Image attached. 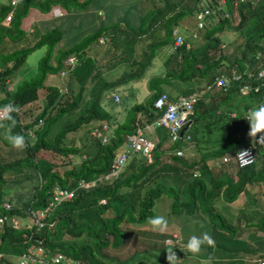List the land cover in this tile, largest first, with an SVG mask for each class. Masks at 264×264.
I'll list each match as a JSON object with an SVG mask.
<instances>
[{
    "label": "trees",
    "instance_id": "trees-1",
    "mask_svg": "<svg viewBox=\"0 0 264 264\" xmlns=\"http://www.w3.org/2000/svg\"><path fill=\"white\" fill-rule=\"evenodd\" d=\"M99 1L106 0H21L14 7L8 25L4 24L5 20L2 21V18L11 5L3 4L0 7V66H4L0 70L1 90L7 88L5 77L21 65L34 48L42 44L47 45L45 53L37 61L34 73L24 77L17 86H13L12 91L7 88L9 91H6L0 99V106L12 103L19 109L18 113H13L17 124L12 131L24 134L27 141V146L21 150L22 156L0 163V199L10 200L13 204L7 210L0 207L1 211L7 213V219L0 226V264H19V256L28 248L38 245L44 247L47 260L50 252L66 253V259L58 264H70L74 259H79L80 264H84V261L89 264H118V259L113 261L108 259L107 247L125 246L130 236L128 228L124 227L123 223L143 222L146 218L153 217L155 199L163 198L164 194L172 196L171 211L175 214L182 210L195 213L200 209L206 213L208 207L211 209L208 213L210 222H206L207 229L210 228V232L217 236L216 242L219 245L224 239L232 242V249H228V255L219 256L214 261L215 264H222L220 262L222 259L227 260L225 264H256L255 258L259 257V254L264 257V253H257L258 250H255L253 258L243 262L244 255L241 253L246 251L234 250L233 244L235 240L237 243L246 242L242 239L244 237L242 235L251 226L255 228L252 230L254 232L264 231V212L254 209L255 214H250L247 208H241L240 212L243 211L244 214L232 220L224 215L223 211L222 213L217 211L215 203L219 198L233 202L241 192H247L246 187L254 182L262 186V192L259 190L250 192L246 197V203L253 205L264 195V157H262L264 152L258 153V156L256 154L255 160L246 166L238 167L233 161L234 153L242 145L252 143V139L247 134L249 124L244 118L248 104H251L249 101L252 102L251 107L254 102L257 103L254 106L264 102L262 99L264 79L256 77L259 65L264 66V0H222V2L193 0L191 7H186V3L183 4L184 1L189 0H131L119 19L118 17L113 19L114 11H107L104 16L108 20L105 21L106 23L102 20L79 43L74 41L67 48L58 42L69 30L60 26L49 28L33 45L10 47L11 43L16 44L22 39L24 28L21 20L31 6L46 11L51 4H60L68 11L73 9L87 11L96 9L97 4V7H102ZM114 1L112 9L117 6L121 10L120 4H117L118 0ZM107 2L110 3L111 0ZM216 2L222 4V9L211 17L203 19L202 27L196 29L200 42L186 47L184 41L172 48L175 39L172 30L180 28L186 32L181 20L203 7H214ZM235 2L237 5L234 4ZM140 4L141 12L138 11ZM91 5L94 7L91 8ZM244 8L248 14L253 13L258 17L255 30L245 37L240 31L247 19L243 13ZM105 10L103 9V15ZM237 17L239 21L234 22ZM163 27L164 35L159 37ZM233 31H239L241 34L233 35ZM227 34L243 40L238 41L237 45L234 44L235 40L225 44L223 36ZM5 35L12 39L11 43H7ZM100 36L108 37L111 44L103 55L104 59L95 65L94 57L88 55V46L98 44ZM150 37L151 40L142 45L143 51L138 53L137 45L144 43ZM152 40L154 42L149 43ZM56 46L59 48L54 52ZM165 47L169 50L165 54L163 71L152 76L148 81V89L151 92L149 98L145 102H134L125 106L120 102L118 105L122 92L120 86L130 80L138 79L156 52ZM146 49L149 53L145 52ZM227 50L228 52L224 53ZM258 52L260 53L257 57ZM99 54L100 51L95 52V55ZM67 55L77 57L78 64L71 72L78 83L77 90H73L68 84H65L66 92L58 84L48 85L44 99L39 102L38 89L44 86L48 73L59 72ZM122 64L125 68L119 73L118 79L108 80L105 77V71ZM223 64L227 66L222 68ZM232 69L241 72L243 76L238 79L231 78L225 88L212 85L209 91L213 99L218 101L230 99L234 102L233 105L226 103L224 104L226 107L222 109V104L208 102L205 100L206 97H202L194 107L195 114H191L193 122L189 129L187 128L188 143L183 144L178 139L172 141L167 128L157 125L159 139H151L155 142L151 161L139 153L132 152L119 177L112 184L78 189L72 198H67L57 205L48 217L50 220H55L52 227L45 225L37 231L32 223L13 226V216L20 215L31 220L30 208L35 210L45 208L54 185L73 189L80 178L91 179L97 174L106 172L112 158L120 152L130 153L132 150L127 147L126 134L133 132L137 123H144L142 118L139 120L141 115L138 114L146 115L147 121L161 115L162 110L154 108L153 102L166 87L169 90L168 94L172 93L171 96L173 93L188 94L194 88H200L198 84L201 81L196 84L195 79L204 78L210 81L220 72L231 77L234 73ZM250 70H253L251 76L247 74ZM241 83L250 86L245 93L239 90ZM257 85L261 86L255 90ZM110 87H115L111 96L119 116L113 115L114 111L112 113L102 107L103 98L109 94ZM89 94L91 99L87 100L86 95ZM9 99L11 101H8ZM29 102H34L37 110L31 121L22 123L20 109ZM241 104L244 108L240 110L238 107H241ZM117 106L121 108L117 109ZM79 108H82L80 113ZM235 109L238 110L236 114H231ZM63 116L66 118L62 127L56 130L52 139L47 138L53 124ZM208 116L213 120L208 119ZM39 119H42L41 124H38ZM222 127H227L226 131L222 130ZM28 128L34 129L33 137L27 135ZM211 132L223 133L218 137L220 143L218 148L203 152L199 159L177 154V148L188 146L196 141L198 135L203 138ZM75 137L81 140L79 144L76 139L74 140ZM3 141L11 152L14 148L5 138ZM166 142L167 144L164 145ZM254 144L256 153L264 147V144ZM41 148L57 153L61 159L58 160L60 163L37 158V152ZM224 156L229 157L228 161L223 159ZM71 157L73 159H70ZM76 158L80 161L74 163ZM231 160L237 166L236 178L229 175L227 167H216L220 164L233 165L230 164ZM72 161V166L65 167L62 173L54 168V166L68 165ZM196 169L200 172L198 176L194 175ZM5 172L14 173L16 176L22 174L21 177L14 179L16 181L14 185L24 186L25 181L32 183L33 188L28 199L22 201L20 194L17 200L20 204H15L13 197L4 193V188L9 187ZM36 176L38 181L34 183ZM182 182H186V187L182 191L187 196L185 200L179 202L182 198L179 195L181 190L173 191L175 188L171 185ZM100 197H106L107 201L99 203ZM218 250L225 252V249ZM135 252L136 250L123 256L122 264H126L128 259H147L145 256H133ZM155 255L158 256L156 252ZM12 258L17 260L13 261ZM43 263L37 261L28 264ZM135 264L148 263L140 261Z\"/></svg>",
    "mask_w": 264,
    "mask_h": 264
},
{
    "label": "rangeland",
    "instance_id": "rangeland-1",
    "mask_svg": "<svg viewBox=\"0 0 264 264\" xmlns=\"http://www.w3.org/2000/svg\"><path fill=\"white\" fill-rule=\"evenodd\" d=\"M131 0H118L117 4H120L119 7L121 9V11H118V14L113 18L116 19L123 14L124 10L126 9V5L129 6ZM188 2V3H187ZM193 0H189V1H184L183 4L186 3V7H191L193 4ZM114 0H111V2L109 3V6L111 5V7H114ZM124 3V6H123ZM98 6V4H97ZM96 6V7H97ZM103 9L105 7V5H102ZM116 6V5H115ZM94 7V5H91V8ZM125 7V8H124ZM103 9H90V10H84V9H74L73 12L72 10H69L70 13L72 12L75 16H71V14L66 13L63 16H58L55 19H53L52 15L50 14L48 16V20L52 19V22L45 25L43 30H47L49 28H51L54 25L60 26L62 29L65 30H69V32L67 33L66 36H64L59 42L58 44L64 46V47H69L74 41H77L78 43L80 42V40H82L86 34L92 32L96 27L97 24H100L102 22V20L105 19L103 12L101 10ZM97 11H100L98 14V18L97 17ZM138 11H142V5H139V9ZM86 13V14H85ZM243 13L246 15V20H245V24L243 26H241L240 31L241 33L247 36L249 33L253 32L255 30V24L258 21V17L253 14L250 13L248 14L245 10V8L243 9ZM75 18V20H74ZM95 19V20H94ZM239 21V17H237L236 20H234V22ZM74 22L76 23V25L74 24ZM182 25L186 30L191 29L192 27L195 26V17H193V14L187 17H184L182 20ZM106 23V22H105ZM37 29V27H35ZM164 30L165 28H162V31L160 32V36L162 37L164 35ZM180 31L182 33L185 32L184 29H180ZM233 35H238L241 34L239 31L235 32L233 31ZM32 33H34V31H29L28 34H24L27 36H22V39H20L16 44H10V47L13 48L15 46H20V45H33V43L35 42V36L32 35ZM238 33V34H237ZM187 35H190V31H186ZM201 36V35H200ZM224 40L223 41L225 44H227L226 42L232 40L234 42L235 45H237V42H241L243 40V38H241L240 40L237 39V37L232 36L230 34H227L226 36H223ZM151 40V37L148 38L144 43L141 42L139 45H137V52L139 53L142 50V45H144L147 41ZM227 40V41H226ZM7 43L9 42L8 40H6ZM154 41H150L149 43H153ZM199 43V38L193 39L192 43ZM6 43V44H7ZM111 41L109 40L108 37H106L105 43H101V44H91L88 46V55L95 58V65L99 64L100 61H102L104 59L105 52L106 49L108 47H110ZM226 46V45H225ZM224 46V47H225ZM47 49V45L46 44H42L41 46H38L36 48H34V50H32L27 56L26 59L24 60V62L19 65L18 67L14 68L12 70V80L11 83L14 86H17L18 81H20L23 77H29L30 75H32L35 71L36 68V64L37 61L39 59V57H41L45 51ZM105 49V50H104ZM169 50V48H164L161 49L160 51L156 52L155 56L152 57L150 63L143 69V72L141 74V76L136 79V80H130L127 83H123L120 87V89H122L121 92V96H120V101L117 103L118 105L120 104V102H122L123 106H125L126 104H131L134 102H141L144 99H146L148 96H150V91L148 89V81L152 76H156L160 70L163 69V61L165 59V54L167 53V51ZM100 51V54L98 56L95 55V52ZM143 51V50H142ZM146 53H149V50L146 49L145 50ZM144 52V53H145ZM227 51H224V53H227ZM101 56H103V58L100 60ZM144 57V56H143ZM143 57L141 59H143ZM9 65V64H6ZM224 66H227L226 64L222 65V68ZM0 70L3 69L4 66H0ZM76 67V66H75ZM125 68V65L122 64L120 65V67L115 68V73L110 74V71L105 72V77L108 80H114L118 77V72L119 70ZM68 75V74H67ZM74 79V80H73ZM75 77L72 76L71 74L68 76H64L63 78L56 72V73H48L45 81H44V86L38 89V101H42L44 99V95L47 93L48 91V85H53V84H58L61 87L64 86V84H68L70 86V88H72L73 90H77L78 88V83L75 82ZM197 82L196 84L201 81V83L203 81H205L206 79H195ZM10 84V82H7V86ZM128 87V88H127ZM127 88V89H126ZM168 87H166L165 89H167ZM113 90H115V87H110L109 88V94H107L104 98H103V103H102V107L111 111L113 113V115H117L118 111L115 109L114 107V103L112 100V96L111 93L113 92ZM3 93L2 95H0V99L3 98V95H5L6 91H9L6 89L2 90ZM12 91V89H11ZM167 91H169L167 89ZM89 93V92H87ZM87 100L91 99L90 94L86 95ZM203 97H207V101L209 99H213L212 98V94L210 92H205L203 94ZM132 100V101H131ZM8 101H11V99H9ZM213 103V102H212ZM218 103L222 104V109L226 107V103H231L233 105L234 102H232L230 99H224V100H219ZM89 104V103H88ZM254 106V105H253ZM121 107L117 106V109H120ZM34 109V110H33ZM33 110V111H32ZM36 106L34 102H29L23 106H21L20 109V116L21 118V122L24 123L26 121H31V119L34 117L35 113H36ZM241 110V109H240ZM80 111H82V108H79L78 112L80 113ZM77 112V113H78ZM141 114H138V116H140ZM66 116L61 117L55 124H53V127H51V131L50 133L47 135V138L52 139L54 133L56 132V130L58 128L62 127V123L65 120ZM141 119V118H140ZM145 121V126L148 123L146 120ZM222 123V122H221ZM221 123L219 124V126H221ZM223 124V123H222ZM224 131H226L227 127H222ZM218 129H220L218 127ZM4 129H0V163L2 162H6V161H10L11 159H13L14 157H20L23 155V152L21 150L18 149H13L11 152L8 151L9 150V146H7L5 144V142L3 141L4 139ZM223 133L221 132H216L213 136L218 135V137L220 135H222ZM146 135H149L150 137H147ZM145 138H149V139H154L157 140L159 139V131L158 129L154 128H144V135ZM76 139V142L79 144L80 143V139L79 137H75L74 140ZM168 140V139H167ZM167 142L164 144L166 145ZM247 144V143H245ZM264 152V147L263 149H259L257 150V156L261 153ZM259 153V154H258ZM264 157V156H262ZM261 157V158H262ZM37 158H46L50 161H52L53 163H58L60 156L55 153L52 152L48 149H44L41 148L38 152H37ZM70 159H73L72 157ZM61 160V159H60ZM79 158L74 159V163L79 162ZM60 163V162H59ZM233 161H230V164H232ZM73 161L70 162L68 165H61V166H54L55 169H57L60 173H62L65 169V167L67 166H72ZM216 167L218 168H225L227 167V169L229 170V175L232 176L233 178L237 177L235 168L237 167L236 165H225V164H220V165H216ZM126 169V166H125ZM5 178L8 181V186L9 187H5L4 188V193L5 194H9L11 195L13 198V202L19 203V201L17 202L19 195L22 194V198L21 200L23 201L24 199H28V197L31 194V189L33 188L32 183L25 181V185L24 186H20V185H14V183H16V181L14 180L15 178H19L22 176V174L16 176V174L14 173H9V172H5ZM22 173V172H21ZM14 181V182H13ZM38 181L37 176L34 179V183H36ZM263 183V182H261ZM174 186L175 189H173V191L176 190H181V192H183L182 190L185 189L186 187V182H182V183H173L171 185V187ZM255 187L257 190H259L260 192H262V186H260V184L258 182H254L253 184H250L249 187ZM173 191L171 194H173ZM185 193V192H183ZM175 194V193H174ZM165 197L164 199L162 198H158L155 199V204H154V217L157 216V214H160L162 217H164L167 220V228L166 230H175V231H179V234L176 233H171L172 231H164L163 233H161L160 231H156L153 230L152 226L150 225V223L148 222L149 218H146L143 222H136V223H129V222H125L123 223L124 227L128 228V235L130 236V240L125 244V246H122L121 248L119 247H113V246H108L107 247V254H108V259L113 261L118 259V264H122V259L123 256H125L128 253H131L134 250H139V246L141 248L146 247L149 248V250L146 251H137L133 254V256H145L147 259L145 258H133V259H128L126 261V264H135V263H139L140 261L143 262H147L148 264H168V261L166 259V255H167V250L166 248L170 247L167 246L163 243L164 239L166 238V240L169 242L171 236H167L164 238L165 235L169 234V235H178L181 236L183 238V236L185 238H187L189 240V238L192 235H196V236H201L204 232H208L211 237L214 239L215 241V245L214 246H205L202 247L201 251L199 254H192L190 252L185 253L182 249L186 248V244H182V243H177L176 245H174V247L178 250H175L176 254L179 256V260H178V264H214V260L222 257V256H227L229 253L228 249H232V242L231 240H225L219 245L216 240H217V236L215 234H212L210 232V228L209 230L207 229V225L206 222H210V220L208 219V213L211 212V209L208 207L207 212L205 213L203 210H199L197 212L190 213L187 212L185 210L180 211L182 214H178V212L176 213L175 217H170V218H166L168 217V215L172 212V201H170V198L168 196H163ZM260 199V198H259ZM258 199V200H259ZM185 199H181L180 201H183ZM226 202V200H224L223 198H219L216 200L215 206L217 208V211H220L222 213V210H220L221 208V202ZM20 204V203H19ZM178 208V207H177ZM239 208H247V212L252 211L253 209L257 208L260 209L262 211H264V195L261 196V202H256L253 205H249V203H246L245 200V195L243 194V192H241L238 196V198L233 201L231 204H226V206L224 207V215L228 216V218L230 219H235V217H232L231 215H234L235 213H238V211L240 212V210H238ZM111 213V211L109 212ZM240 214H244V212H240ZM239 214V215H240ZM238 215V216H239ZM14 218V222H13V226H22L25 225L26 223H31L29 219H25V217H22L20 215L17 216H13ZM195 218V220H194ZM218 222V220L216 221ZM254 224V223H252ZM216 227V224H215ZM214 227V229H215ZM251 226L249 228H247L248 231H246L245 233V237H251L253 236V240H249L246 239V242L244 243V245H241L240 242H234L233 249L234 250H240V251H246L248 252L249 256H245V254H243V252L241 254H243L244 260L243 262L248 261L249 259H252V252L255 250H258L259 252L264 253V234L262 233V231L260 230H256V232L252 231L255 230V228ZM247 234V235H246ZM164 238V239H163ZM244 239V237L242 238ZM163 240V241H162ZM173 243H176V241L173 238ZM250 245V246H249ZM156 251H154V250ZM218 249H225V252H221ZM232 251V250H231ZM156 254H161L160 256H162V258L157 257L155 255ZM119 253V255L117 254ZM238 254V253H237ZM257 258H255L256 260L258 259H264V257H262V254H259ZM42 257H45V254L43 253L40 256V259H43ZM118 257V258H117ZM153 259H155L156 261H154ZM13 261H16V258H12ZM134 260H136L135 262H133ZM254 260V259H253ZM252 260V261H253ZM159 261V262H158ZM152 262V263H150ZM5 264V263H4ZM44 264V263H43ZM84 264H89L88 262L84 261Z\"/></svg>",
    "mask_w": 264,
    "mask_h": 264
},
{
    "label": "built area",
    "instance_id": "built-area-1",
    "mask_svg": "<svg viewBox=\"0 0 264 264\" xmlns=\"http://www.w3.org/2000/svg\"><path fill=\"white\" fill-rule=\"evenodd\" d=\"M21 0H10V2L15 5ZM222 2V0H221ZM237 5V2L234 3ZM222 9V4L216 2L214 7L210 8L209 6L203 7L202 9L194 12L196 19V27L200 28L203 25L205 18L211 17V15L216 14L219 10ZM12 11L9 12L8 17H10ZM174 34V44L175 48L177 45H180L182 42L186 41V46H191V39L186 40L184 35L177 32V29L173 30ZM192 37H197V32H192ZM77 57L75 55H67L63 59L62 68L59 70V75L63 78L66 74L70 73L75 66L77 65ZM257 72V76H264V66L260 65ZM235 72V71H234ZM252 75V72H249ZM241 77V73H233V76L229 77L225 74L216 75L211 82L206 83V86L198 91H194L188 95H176L173 98H169V95L166 91L161 92L156 99L154 100V106L158 109H162V114L155 120L147 123L145 127H150L154 129L157 125H163L167 128L168 133L172 141L180 140L183 144L188 143L189 134L183 132V129L189 124L191 120L190 114L194 112V105L200 99L203 92L211 88L212 85L217 87H226L231 78L238 79ZM250 88L249 84H244L241 86V91L246 92ZM259 89V85L255 87V90ZM262 99L264 100V92L262 94ZM12 104V103H11ZM2 107V106H0ZM235 114V112H231ZM42 123V119L38 120V124ZM27 135L33 137L35 135L33 128L27 129ZM144 127L140 124H136V128L133 132L126 135V144L128 148H131V152H120L118 155L114 156L110 162L108 171L100 173L92 177L91 179L80 178L77 185L73 189L63 188L60 185L56 184L53 186L48 200V205L45 208L35 210L30 208L31 220L30 222L36 226V230H40L43 226L47 225L52 227L55 223V220H50L48 217L54 212L55 207L62 203L67 198H72L74 192L81 188H88L94 185L100 184H112L120 175L121 170L126 163V161L131 156V153H139L147 158L148 161L152 160V152L155 145V142L151 139L145 138L144 136ZM242 149H248L251 152V160L246 165L251 164L256 157L255 144L249 142L242 145L233 156V161L237 164L238 167H242L237 154ZM177 153H183V148L179 147L176 150ZM224 160L229 159L228 156L223 157ZM245 165V166H246ZM107 201L106 197H100L99 203H105ZM13 206L12 201L7 199H0V207L2 209H10ZM7 219V213L0 210V226ZM167 241V240H166ZM168 242V241H167ZM171 242V238L170 241ZM45 254L43 259H40L42 254ZM51 253V254H50ZM48 253L49 259H46L47 253L44 252V247L41 245L30 247L19 256V264H28L37 261H42L44 264H58L61 261L66 259V256L63 252H50ZM70 264H80L79 259H74ZM256 264H264V259L259 260Z\"/></svg>",
    "mask_w": 264,
    "mask_h": 264
},
{
    "label": "clouds",
    "instance_id": "clouds-1",
    "mask_svg": "<svg viewBox=\"0 0 264 264\" xmlns=\"http://www.w3.org/2000/svg\"><path fill=\"white\" fill-rule=\"evenodd\" d=\"M20 2V1H19ZM19 2H17V4L19 3ZM16 4V5H17ZM51 11H52V13L55 15V16H63L64 14H66V13H70V11H68L67 9H65L64 7H62L60 4H58V5H56V6H53L52 7V9H51ZM103 12V11H102ZM8 14L9 13H6V15H5V17L7 16L8 17ZM12 15H13V13L11 14V16L10 17H8V19L9 18H12ZM195 14H193V17H195L194 16ZM195 21H196V19H195ZM177 27V26H176ZM174 29H177V32H179L180 34H182V35H184V37H187V39L186 40H189V39H191V45H192V40L193 39H196L197 37H198V35H197V37H192V32H194V31H196V29H197V27H196V23H195V26L194 27H192L191 29H189V30H186V31H190V35H187L186 34V32H184V33H182L181 31H180V28H174ZM173 29V30H174ZM173 30H172V34H173ZM197 32V31H196ZM198 34V33H197ZM105 40H106V37H104V36H100L99 38H98V44H101V43H105ZM187 47V46H186ZM172 48H174V47H172ZM259 53L260 52H258V54H257V57H258V55H259ZM262 57V56H261ZM100 59H102V58H100ZM77 66V65H76ZM260 66V65H259ZM232 71L234 72V73H241V72H239V71H237L236 69H232ZM252 73H253V70H250ZM71 72H73V70L71 71ZM71 72L70 73H68V75L69 74H71ZM258 72V71H257ZM58 74H59V72H58ZM220 74H223V73H221L220 72ZM249 76H251L250 74H249V72L247 73ZM67 74H66V76H68ZM216 75H219V74H216ZM216 75H214L213 76V78L216 76ZM241 76H243V74L241 73ZM256 77L259 79V78H263L264 79V76H261V77H258L257 76V74H256ZM213 79H211L210 81H207V80H205V81H203L202 83H199L198 85L200 86V88H198V87H196V88H194L190 93H188V94H191L192 92H194V91H198V90H200V89H202V88H204L205 86H206V83H208V82H211ZM244 84L243 83H241L240 85H239V90L241 91V86H243ZM262 85V84H261ZM261 85H259V86H261ZM263 85H264V83H263ZM215 86V85H214ZM217 87V86H216ZM210 89V88H209ZM209 89H207L205 92H210L209 91ZM63 91H65L66 92V88H63ZM163 91H166L167 93H168V91H167V89H165V90H163ZM163 91H161V92H163ZM160 92V93H161ZM205 92H203L202 93V95H201V97H200V99H198V101L199 100H201V98L203 97V94L205 93ZM159 93V94H160ZM245 93V92H244ZM158 94V95H159ZM188 94H182V93H178V94H175V95H173V96H176V95H188ZM157 95V96H158ZM169 95V98H172L173 96H171L170 94H168ZM156 96V97H157ZM156 97H155V99H156ZM154 99V100H155ZM206 101H207V97H206V99H205ZM210 100V99H209ZM197 101V102H198ZM196 102V103H197ZM154 103V102H153ZM196 103H195V105H196ZM195 105H194V107H195ZM153 107L154 108H156L155 106H154V104H153ZM156 109H158V108H156ZM162 110V109H161ZM194 111H195V109H194ZM19 112V109L14 105V104H11V103H9V104H5V105H3L2 107H0V129H4V138L8 141V143L13 147V148H15V149H18V150H23L26 146H27V141H26V136L24 135V134H21V133H14L12 130L16 127V124H17V120H16V118L14 117V115H13V113H18ZM232 112H235V114H236V110H233ZM162 114V113H161ZM192 114H194V112L192 113ZM160 116V115H159ZM158 116V117H159ZM190 116H191V114H190ZM158 117H156V118H154V119H152V120H150V121H147L146 120V118H145V115L144 114H141V116H140V118H142L143 120H146L148 123H150L151 121H153V120H155V119H157ZM139 118V120H141ZM191 118H193V117H191ZM244 118L247 120V122H248V124H249V131H248V136L252 139V143H253V145H254V143H260V144H264V102H262V103H260L259 105H257V106H253V107H251V108H248V109H246V112H245V116H244ZM192 120V119H191ZM144 123H145V121H144ZM142 124V123H137V124H140L141 126H143L144 128H147V127H145V124ZM189 125V124H188ZM156 128V127H155ZM186 129V130H185ZM188 131V129L185 127L184 129H183V132L185 133V132H187ZM188 133V132H187ZM129 134V133H128ZM258 134H259V136H258ZM127 135V134H126ZM190 145V144H189ZM188 145V146H189ZM187 145H185V146H183V147H181V148H183V153H181V154H179V153H177V154H179V155H183V154H185V149H186V147H188ZM251 157H252V155H251V152H250V150H248V149H242V150H240L239 152H238V154H237V158L239 159V161H240V163H241V166H245L247 163H249L250 162V160H251ZM114 158V157H113ZM112 158V159H113ZM112 161V160H111ZM109 166H110V164H109ZM108 171V170H107ZM196 173L197 174H199L197 171H196ZM148 222L150 223V225L152 226V228H153V230H156V231H160L161 233H163L165 230H166V228H167V220L164 218V217H162V216H155V217H150L149 218V220H148ZM169 236H171V242H167L166 241V238L164 239V243H165V245H167V246H170V247H168V248H166V250H167V255H166V259H167V261H168V264H178V260H179V257H178V255L176 254V252H175V250L174 249H176L175 247H174V245H176L178 242H179V238H178V235H169ZM173 238H174V240L176 241V243H173ZM205 245H207V246H214L215 245V241H214V239L211 237V235L208 233V232H204L201 236H196V235H192L190 238H189V240H188V242H187V245H186V248L185 249H182L185 253H188V252H190V253H192V254H199L200 253V251H201V249H202V247L203 246H205ZM177 250V249H176ZM54 252H59V251H54ZM62 252V251H61ZM64 253V252H63ZM177 253H178V250H177ZM64 254H66V253H64ZM259 258H261V257H258V259ZM258 259L256 260V263L258 262Z\"/></svg>",
    "mask_w": 264,
    "mask_h": 264
},
{
    "label": "crops",
    "instance_id": "crops-1",
    "mask_svg": "<svg viewBox=\"0 0 264 264\" xmlns=\"http://www.w3.org/2000/svg\"><path fill=\"white\" fill-rule=\"evenodd\" d=\"M108 0H106V1H99L100 2V5L102 6V5H105V7H104V10L105 9H107L108 8V10H105V15L104 16H106V12L107 11H114V17L118 14V11H119V9H118V7L116 6L115 7V9H112V7H111V5L109 6V2H107ZM3 4H10L11 5V8H9L8 10H7V13H9V12H11L12 11V13H13V9H14V7L16 6V4L15 5H13L11 2H10V0H0V7L3 5ZM56 5H58V4H51V7L48 9V10H46V11H41L38 7H36V6H31L29 9H28V12L26 13V16L25 17H23L22 18V26H23V28H24V32H25V34H28L29 33V31H34V33H32V35L33 36H35V39L37 40L41 35H42V33H44V32H46L47 30H43V28H44V26L45 25H47V24H49V23H51L52 22V19H49L48 20V16L51 14L52 15V17H53V19H55L56 17H58V16H55L53 13H52V11H51V9H52V7L53 6H56ZM96 9L98 10V9H103V6L102 7H96ZM74 10V9H73ZM101 11H103V10H101ZM121 11V10H120ZM73 12V11H72ZM70 13L71 14V16H75L73 13ZM99 12L100 11H97V17L96 18H98V14H99ZM69 14V13H68ZM106 18V17H105ZM11 18H9L8 19V17L6 16H4L3 18H2V21L3 20H5V21H3L4 22V24H6V25H8L9 23H7V22H9V21H11L10 20ZM74 20H75V18H74ZM95 20V19H94ZM105 21L107 22L108 20H106L105 19ZM74 24L76 25V23L74 22ZM98 25V24H97ZM12 25H9V27H11ZM54 26H57V25H54ZM54 26H52V27H54ZM35 27H37V29L35 28ZM25 34H23V36H24V38H25ZM4 38H5V40H8L9 41V43H11V38H9L8 36H4ZM26 38H27V36H26ZM35 40V41H36ZM12 44V43H11ZM34 44V43H33ZM4 45H5V43H4ZM58 46H60V45H58ZM58 48L59 47H55V49H54V52H56L57 50H58ZM96 56H98V55H96ZM92 57H93V55H92ZM96 57H94V59H95ZM118 67H120V66H118ZM115 68H117V67H115ZM115 68H112V69H110V70H108V71H110V74H113V73H115ZM108 71H105V72H108ZM122 71V69L121 70H119V72H118V77H119V73ZM163 71V69L162 70H160L159 71V73L160 72H162ZM70 75V74H69ZM118 77L116 78V79H118ZM24 78V77H23ZM22 78V79H23ZM21 79V80H22ZM116 79H114V80H116ZM20 80V81H21ZM74 80V79H73ZM5 81L6 82H10V84L7 86V88L8 89H12L13 88V84L11 83V81H13L12 80V73L10 72V74H8L6 77H5ZM20 81H18V83L20 82ZM75 82H77L76 80H75ZM129 82V81H128ZM60 86V85H59ZM190 86V85H189ZM61 87V86H60ZM63 88H66V86H65V84H64V86H62V89ZM2 93H3V91L0 89V95H2ZM176 93H173V95H175ZM171 95H172V93H171ZM4 96V95H3ZM149 98V96L146 98V99H148ZM146 99H144L142 102H145L146 101ZM208 102H214V103H218V100L217 99H210V100H208ZM249 103H251V104H248L249 106L247 107V108H249V107H251L252 106V102L251 101H249ZM257 103L256 102H254V104L253 105H256ZM239 109L240 108H244V107H242V104H241V107H238ZM155 110V109H154ZM235 110H237V109H235ZM238 111V110H237ZM217 112H218V109H217ZM195 114V113H194ZM145 118L147 119V117H146V115H145ZM208 119H210V120H213V118H211V117H209L208 116ZM208 121V120H207ZM193 122V120H190V122H189V125H187L186 126V128H188L189 129V127H190V125H191V123ZM199 124V126H200V123H198ZM215 133L214 132H211V134L210 135H205L203 138H201L200 137V135H198V137H197V139H196V141L194 140L192 143H190V145L188 146V147H186V149H185V154H183V155H186L187 157L189 156V158H191V159H193V158H195V159H199V157L202 155V153L203 152H206V151H210V150H212V149H215V148H218L219 147V142H218V135H216V136H213ZM207 136V137H206ZM210 160H212V159H210ZM31 171H32V169H31ZM196 171L198 172V173H200L199 172V170L198 169H196L195 171H194V175H196V176H198L199 174H197L196 173ZM247 188V192H243V194L245 195V200H246V197L249 195V193L250 192H252V191H255V190H257L255 187H253V186H251V187H249V186H247L246 187ZM179 195L180 196H182V198H180L179 200H181V199H185L186 198V194L185 193H182V192H179ZM163 196H168L169 198H170V201H172L173 199H172V196L170 195H167V194H164ZM165 197H163L162 199H164ZM217 200V199H216ZM236 200V199H235ZM234 200V201H235ZM258 202H261V198L258 200ZM232 203V202H231ZM230 202H227V203H225V202H221V210L224 212V207L226 206L225 204H231ZM255 209H257V208H255ZM153 210H154V208H153ZM238 210H241V208H239ZM260 212H264V211H262V210H260V209H258ZM250 214L251 213H254V209L252 210V211H250L249 212ZM178 214H182L181 212H178ZM194 214V213H193ZM240 214V212L238 211V213H235L234 215H231L232 217H237L238 215ZM255 214V213H254ZM175 213H170L169 215H168V217H166L167 219L168 218H170V217H175ZM158 216H161L160 214H158ZM154 217V216H153ZM194 220H195V218H194ZM166 231H172L171 233L173 234V233H176V234H179V231L177 232V231H175V230H166ZM245 233L246 232H244L243 233V235L242 236H244L245 237ZM262 233L264 234V231H262ZM247 235V234H246ZM167 236H169V234H167V235H165L164 236V238L165 237H167ZM163 238V239H164ZM178 238H179V243H182V244H186L187 245V242H188V239L187 238H185L184 236H183V238L181 237V236H178ZM243 238V237H242ZM241 239V238H240ZM246 239H249V240H253L254 241V239H253V237H249V238H244V240H246ZM234 242H236V240L234 241ZM238 242H240V241H238ZM244 243L245 242H241V245H244ZM165 244V243H164ZM250 246V245H249ZM235 247V246H234ZM149 248H151V247H149ZM149 248H146V247H143V248H141L140 246H139V250H136V252L137 251H140V250H148ZM151 250H152V248H151ZM156 251V250H155ZM246 252H243V254H245ZM253 253H254V251L251 253L252 255H253ZM257 253H262V252H257ZM248 253H246L245 255H247ZM160 258H162V256H160L161 254H157ZM250 255V254H249ZM249 255H247V256H249ZM157 256V257H158ZM221 256V255H220ZM245 257V256H244ZM243 257V258H244ZM154 261H156L155 259H153ZM216 260V259H215ZM214 260V261H215ZM222 264H225V263H227V260H221L220 261ZM214 264H215V262H214Z\"/></svg>",
    "mask_w": 264,
    "mask_h": 264
}]
</instances>
